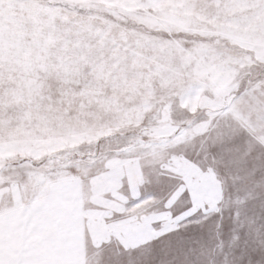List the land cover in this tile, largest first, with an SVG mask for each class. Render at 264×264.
Here are the masks:
<instances>
[{
  "label": "rangeland",
  "instance_id": "1",
  "mask_svg": "<svg viewBox=\"0 0 264 264\" xmlns=\"http://www.w3.org/2000/svg\"><path fill=\"white\" fill-rule=\"evenodd\" d=\"M8 2L0 14L2 218L39 192V178L29 186L21 182L34 161L43 159L39 167L50 176H74L66 171L70 157L94 154L103 140L102 151L127 159L91 180L87 195L84 186V204L91 205L86 264L102 244L134 247L150 238L154 214L110 218L123 211L121 179L130 187L143 183L152 163L137 155L139 136L172 146L199 135L214 116L221 117L219 127L213 125L216 135L228 143L241 135L233 121L247 130L232 151L252 163L248 184L264 185L257 159L264 150V11L255 8L260 0ZM240 89L251 101L243 106V121L239 113L223 118L221 109ZM202 115L208 120L195 123ZM171 159V171L200 176L183 156ZM252 173H259L255 181ZM221 181L227 194L233 176L226 168ZM213 192L219 199L218 183ZM2 237L0 259L13 264Z\"/></svg>",
  "mask_w": 264,
  "mask_h": 264
},
{
  "label": "snow or ice",
  "instance_id": "2",
  "mask_svg": "<svg viewBox=\"0 0 264 264\" xmlns=\"http://www.w3.org/2000/svg\"><path fill=\"white\" fill-rule=\"evenodd\" d=\"M6 3L11 6L8 0H0V14L3 13ZM255 8L257 11H264V0H260ZM242 91L243 89L238 90L230 100L223 98L227 100L221 109L226 112V117L223 118L231 120L233 113H239L240 121H243V106L245 102L250 104L251 101L248 100L247 94H240ZM219 118L221 117L214 116L208 122L206 130L199 135L172 146L149 139L146 134L139 136L140 148L137 155L152 163L147 165L143 183L130 187L126 178L121 179L118 192L121 197L119 204L123 211L113 212L110 219L122 220L130 212H142L146 216L153 213L155 218L150 220L152 234L150 238L134 247L122 244L118 249H111L102 244L96 250L95 257L88 260L87 264H198L201 260L213 258L195 243L205 235L209 224H213L217 232L221 233V241L235 238V252L240 254L239 246L243 243L248 226L259 227L262 224V221L256 218L255 212L258 206L264 203V185L248 184L252 163L246 155L232 151V144L242 142L243 137L248 135L247 130L240 127V123L233 121L240 128L241 135L238 141L228 143L216 135V128L213 127L217 125ZM201 120H208V117L202 115L195 123L199 124ZM196 141L200 143L197 144ZM103 143V140L97 141L94 154L79 158L70 157L73 163L66 168L67 172L79 177L85 186V195L88 194L86 189L91 180L102 173H110L116 160L127 159L123 153L102 151L100 146ZM180 156L196 165L200 173L198 178L180 171H171L176 167L171 158ZM44 163L41 159L39 163L34 161L33 167L25 168L21 182L29 186V181L39 178L36 190H43L46 195L60 181L58 176H50L39 167ZM225 168L233 176V183L229 185L227 194L224 182L221 181ZM141 171H145L143 164ZM258 175L259 173H252V180L255 181ZM214 183L219 185V199L214 198ZM106 199L113 197L106 196ZM90 206L84 204L85 208ZM246 251L241 264H264V251ZM0 264L6 262L0 259ZM15 264L56 262L16 261Z\"/></svg>",
  "mask_w": 264,
  "mask_h": 264
},
{
  "label": "crops",
  "instance_id": "3",
  "mask_svg": "<svg viewBox=\"0 0 264 264\" xmlns=\"http://www.w3.org/2000/svg\"><path fill=\"white\" fill-rule=\"evenodd\" d=\"M59 181L46 195L40 190L24 205L9 209L4 218L0 216V233L13 264L37 260L86 264L84 185L77 176Z\"/></svg>",
  "mask_w": 264,
  "mask_h": 264
},
{
  "label": "clouds",
  "instance_id": "4",
  "mask_svg": "<svg viewBox=\"0 0 264 264\" xmlns=\"http://www.w3.org/2000/svg\"><path fill=\"white\" fill-rule=\"evenodd\" d=\"M103 11V8H101L100 12L102 13ZM97 27L99 29V25ZM261 157H264V150H259L257 157L260 161L259 170L261 171L262 179H264V159H261ZM255 215L258 220L262 221V224L259 227L248 226L243 243L239 246V255L235 252L237 247L235 238L221 241V233L217 232L213 224H209L205 229V235L201 236L195 243L199 248L205 249L213 258L201 260L198 264H241L243 256L247 254L246 250H251L252 252L264 251V203L258 206Z\"/></svg>",
  "mask_w": 264,
  "mask_h": 264
}]
</instances>
